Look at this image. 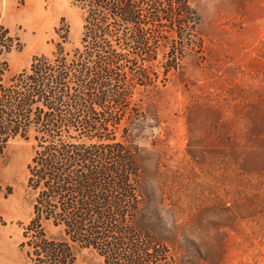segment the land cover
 <instances>
[{
    "label": "trees",
    "instance_id": "1",
    "mask_svg": "<svg viewBox=\"0 0 264 264\" xmlns=\"http://www.w3.org/2000/svg\"><path fill=\"white\" fill-rule=\"evenodd\" d=\"M73 2L82 14L78 45L65 48V30L51 56L7 79L5 57L19 41L0 15V162L13 142L34 144L32 216L20 244L26 264H77L80 249L103 264H207L200 254L170 253L185 237L179 233L175 248L162 208L141 191L146 168L137 144L148 122L158 123L155 102L169 73L187 51L202 50L192 0ZM237 135L229 133L220 154L235 156L242 176L262 185L264 100L242 113Z\"/></svg>",
    "mask_w": 264,
    "mask_h": 264
},
{
    "label": "rangeland",
    "instance_id": "2",
    "mask_svg": "<svg viewBox=\"0 0 264 264\" xmlns=\"http://www.w3.org/2000/svg\"><path fill=\"white\" fill-rule=\"evenodd\" d=\"M192 6L202 50L187 51L169 73L155 102L158 123L150 120L137 140L146 168L141 191L162 208L175 248L179 233L185 237L171 254H200L207 264H264V182L242 176L235 156L220 154L229 133L238 136L242 113L264 100V0H192ZM0 15L19 41L5 57L4 79L35 57L51 56L65 30V48L79 43L82 14L73 0H0ZM164 64L160 58L153 69L162 72ZM33 148L32 139L17 140L0 162V264H26L20 244L32 216L26 184ZM76 261L103 264L86 249Z\"/></svg>",
    "mask_w": 264,
    "mask_h": 264
}]
</instances>
